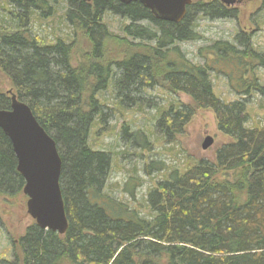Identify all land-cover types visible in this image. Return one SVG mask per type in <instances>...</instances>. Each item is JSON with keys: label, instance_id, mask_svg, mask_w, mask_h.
Segmentation results:
<instances>
[{"label": "trees", "instance_id": "trees-1", "mask_svg": "<svg viewBox=\"0 0 264 264\" xmlns=\"http://www.w3.org/2000/svg\"><path fill=\"white\" fill-rule=\"evenodd\" d=\"M53 1L0 0V8L9 7L8 26L0 32V72L56 143L68 229L61 235L34 221L18 239V254L0 264H264V124L248 126V102L218 97L210 78L218 69L234 81L237 93L264 99V84L252 71L256 61L264 64V55L239 36L242 49L227 41L200 48L206 53L199 65L177 45L199 39L188 18L191 8L197 6L206 16L214 15L215 8L220 18H228L230 10L216 0H192L182 21L172 23L155 18L138 2L63 0L66 22L88 44L77 51L61 39L45 43L30 30L32 14L51 16ZM106 12L128 21L123 31L129 41L108 32L102 22ZM110 42L114 51L106 58ZM156 86L191 98V104H169L154 120L167 142L183 132L199 109L214 112L218 130L230 141L217 147L214 160L200 159L158 180L146 194L149 212L142 215L102 193L110 156L92 150L88 137L91 126L107 118L99 92L111 87L116 104L134 107L145 103L132 93ZM10 103L0 90V109H9ZM129 137L132 145L149 148L142 131ZM16 166L11 143L0 129L1 194L22 190ZM163 167L150 162L143 172ZM135 179L130 176L122 186L131 200L140 185Z\"/></svg>", "mask_w": 264, "mask_h": 264}, {"label": "rangeland", "instance_id": "rangeland-1", "mask_svg": "<svg viewBox=\"0 0 264 264\" xmlns=\"http://www.w3.org/2000/svg\"><path fill=\"white\" fill-rule=\"evenodd\" d=\"M216 1L221 4L220 0ZM51 4L53 7L51 16L42 18L36 13L32 14L30 22L32 33L45 43L61 39L72 44L77 51L87 47V41L81 36L83 33L74 34L72 27L66 22L65 1L56 0ZM3 8L9 9L6 4H3ZM226 8L230 10L228 18L217 17L215 8L211 9L214 14L212 16L203 15L197 6L191 8L188 18L199 39L177 44L191 62L202 65L205 61L202 56L206 51L203 49L200 52V48H205L216 41H227L242 49V43L239 44V41H236L239 36L248 39V43L260 56L264 55V0H235ZM6 10L0 8V32L3 27L8 26ZM102 22L112 36L128 38L129 41V37L123 31V26L128 23L126 19L106 12ZM124 46L128 48L127 43ZM113 51V44L110 42L105 50L106 58H109L107 56H110ZM222 63L220 62V65ZM255 63L257 65L252 71L258 82L264 84V64H260L259 61ZM210 78L212 90L218 97L225 101L242 98L248 102V126L264 124L262 97L254 93L249 95L244 92L237 93L232 87L234 81L231 82L218 69L211 71ZM245 78L250 80L248 75ZM0 90L3 93L12 90L9 79L1 72ZM131 96L141 97L145 105L125 107L116 104L115 93L111 87L97 94V99L102 104L107 118L104 122L101 123L98 120L91 126L88 144L92 150L107 152L110 156V167L102 193L131 204L129 206L136 208L142 215H147L149 210L145 202L146 194L158 180L165 177L172 169L185 170L200 159L214 160L217 147L229 142L230 139L218 130L216 117L211 109H199L185 125L183 132L177 134L174 140L167 142L162 133L155 130L154 120L158 117L160 110L167 108L169 104L173 106L191 104V98L183 92H169L161 86L146 88L140 90L138 94L132 93ZM123 127L127 128L125 133ZM135 131H142L146 135L149 148L132 145L129 134ZM206 136L211 137L213 143L203 150L201 145ZM150 162L162 163L164 167L159 172L145 174L143 168ZM130 176H134L137 178L135 180L140 182V185L134 188L132 200L122 192V186ZM26 201L27 196L22 193V190L8 196L0 193V261L10 260L13 254H18V239L34 222L27 213Z\"/></svg>", "mask_w": 264, "mask_h": 264}, {"label": "water", "instance_id": "water-1", "mask_svg": "<svg viewBox=\"0 0 264 264\" xmlns=\"http://www.w3.org/2000/svg\"><path fill=\"white\" fill-rule=\"evenodd\" d=\"M90 2L91 0H83ZM122 4L140 3L155 18L179 23L192 0H117ZM222 5L235 0H220ZM9 109H0V129L9 139L22 176L26 209L35 224L44 230L65 234L68 220L60 187L62 161L54 139L38 123L29 106L9 90ZM213 139L206 136L201 147L206 150Z\"/></svg>", "mask_w": 264, "mask_h": 264}]
</instances>
